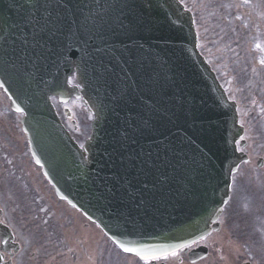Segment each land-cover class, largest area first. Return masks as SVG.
<instances>
[{"label": "water", "instance_id": "1", "mask_svg": "<svg viewBox=\"0 0 264 264\" xmlns=\"http://www.w3.org/2000/svg\"><path fill=\"white\" fill-rule=\"evenodd\" d=\"M6 1L0 0V12ZM87 1L107 25L100 41L117 54L116 28L128 31L138 25L139 33L131 37L137 42L125 46L135 50L131 61H41L35 73L40 77L43 69L40 81L54 85L44 97L32 90L19 95L25 84L37 87L33 77L13 84L3 64L0 77L28 115L24 122L32 152L56 175L59 196L96 221L123 250L141 258L158 256L204 235L224 204L230 175L245 159L235 144L242 132L236 107L198 55L192 25L176 0ZM4 19L0 16V23ZM75 63L86 89L85 74L91 71L95 74L89 78L104 85L92 97L97 121L84 153L49 109L36 107L49 106L47 93L69 89L66 78ZM98 66L100 73L93 69ZM46 68L53 72L45 75ZM123 121L137 126L142 140L124 135ZM116 137L132 156L144 155L127 162L107 152ZM173 137V146H167ZM201 257L194 255L195 260Z\"/></svg>", "mask_w": 264, "mask_h": 264}, {"label": "rangeland", "instance_id": "2", "mask_svg": "<svg viewBox=\"0 0 264 264\" xmlns=\"http://www.w3.org/2000/svg\"><path fill=\"white\" fill-rule=\"evenodd\" d=\"M182 1L194 14L195 24L201 35L200 43L212 57V64L224 88L238 104L241 123L246 127L245 139L264 156V120L258 123V129L249 120V115L258 117L264 112V0H224L230 3V8L222 0ZM229 9L233 11L231 16H228ZM214 27L227 32V42L220 44L209 40L208 36ZM232 61H245L246 70L240 73L234 68ZM71 106L72 104L70 108ZM75 107L78 125L85 127L89 118L81 113L79 105ZM255 170L253 165L242 167L236 180L242 179L243 172ZM257 212L259 209L251 205L250 213L255 215ZM247 223L238 227L237 243L253 251L255 248L257 256H260L264 253V237L260 233H252L255 226ZM218 239V242L213 237L207 239L211 245V255L202 264H242L247 261L264 264V258L259 259L254 254L251 257L244 248L237 246L230 228ZM112 250L111 256H106L104 264H124L115 260L117 256L120 259L124 256L113 248ZM238 251H242L239 257L236 256ZM169 259L168 264H176L178 258L173 256ZM125 260L130 262L129 259ZM181 264L187 263L183 261Z\"/></svg>", "mask_w": 264, "mask_h": 264}, {"label": "flooded vegetation", "instance_id": "3", "mask_svg": "<svg viewBox=\"0 0 264 264\" xmlns=\"http://www.w3.org/2000/svg\"><path fill=\"white\" fill-rule=\"evenodd\" d=\"M0 99H4L1 91ZM1 104L0 101V109ZM1 156L4 157L2 167L11 169L3 170L4 176L0 172V184H5L0 193L14 192V196L9 202H0V228L12 235L7 237L5 245H1L0 237V264H64L66 250L58 249L60 243L63 246L77 241L88 244L95 236L91 232L93 228L75 212L61 218L60 228L57 204L41 201L40 172L27 159L21 163L8 162L4 154ZM261 174L264 183V170ZM27 195L30 201L23 203ZM233 198L235 205L239 206L245 199L259 209L264 207V186L248 187Z\"/></svg>", "mask_w": 264, "mask_h": 264}, {"label": "snow or ice", "instance_id": "4", "mask_svg": "<svg viewBox=\"0 0 264 264\" xmlns=\"http://www.w3.org/2000/svg\"><path fill=\"white\" fill-rule=\"evenodd\" d=\"M195 243V241H194ZM185 247H188V245H185ZM125 251H131V249H125ZM173 255H175V253H173Z\"/></svg>", "mask_w": 264, "mask_h": 264}]
</instances>
